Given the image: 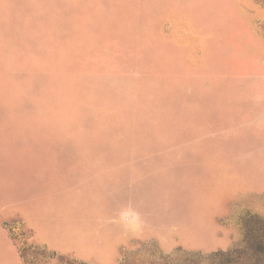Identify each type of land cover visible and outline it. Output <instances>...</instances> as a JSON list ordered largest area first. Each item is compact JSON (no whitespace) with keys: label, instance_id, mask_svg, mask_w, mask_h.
Masks as SVG:
<instances>
[{"label":"rangeland","instance_id":"1","mask_svg":"<svg viewBox=\"0 0 264 264\" xmlns=\"http://www.w3.org/2000/svg\"><path fill=\"white\" fill-rule=\"evenodd\" d=\"M258 97L264 0H0V264H264L213 168Z\"/></svg>","mask_w":264,"mask_h":264},{"label":"crops","instance_id":"2","mask_svg":"<svg viewBox=\"0 0 264 264\" xmlns=\"http://www.w3.org/2000/svg\"><path fill=\"white\" fill-rule=\"evenodd\" d=\"M245 99L260 101L239 109L233 121L242 131L237 130L230 150L221 151L213 168L222 181L234 183L237 195L264 196V97Z\"/></svg>","mask_w":264,"mask_h":264},{"label":"trees","instance_id":"3","mask_svg":"<svg viewBox=\"0 0 264 264\" xmlns=\"http://www.w3.org/2000/svg\"><path fill=\"white\" fill-rule=\"evenodd\" d=\"M216 257L217 259H220V262L217 264H249L248 262H250V259L246 258L244 252H238V251L230 252L227 254L219 253L216 254Z\"/></svg>","mask_w":264,"mask_h":264}]
</instances>
